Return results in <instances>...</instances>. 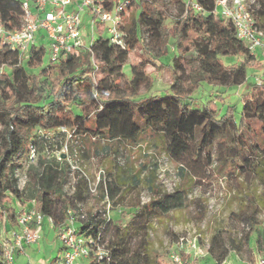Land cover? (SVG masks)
Masks as SVG:
<instances>
[{"label":"trees","instance_id":"trees-1","mask_svg":"<svg viewBox=\"0 0 264 264\" xmlns=\"http://www.w3.org/2000/svg\"><path fill=\"white\" fill-rule=\"evenodd\" d=\"M118 1L128 2L123 20L125 10L134 7L133 25L122 27L126 47L120 49L98 37L91 49L95 58H103L95 65L86 49L49 64L44 46L22 55L3 46L0 39V219L5 229L15 225V205L23 206L29 198L37 211L59 223L68 207L85 206L91 197L101 204L106 197L111 212L124 210L109 220L87 213L86 221L77 226L80 235L99 238L111 251L109 264H158L149 255L153 223L187 208L192 183L214 166L228 180L255 184L263 193L245 195V209L231 213L240 230L216 229L207 254L215 264H223L230 252L241 255L253 235L261 252L257 212L264 207V82L246 83L255 57L235 36L232 22L213 13L218 0H170L178 9L173 18L158 0H104L103 6L110 11ZM252 10L254 24L264 30V0H255ZM22 15V0H0V25L6 31L18 29ZM135 50L138 75H131L124 85L115 84L110 74L119 77L118 70ZM220 57L233 62L225 64ZM149 66L153 71L147 73ZM163 70L170 77L167 88L141 95L144 85L153 84L151 75ZM96 75L100 76L94 83ZM244 84L238 117L234 104L218 107L223 96L216 91L200 107L194 102L193 94L203 85ZM144 137L163 144L185 186L168 194L155 184L153 172L142 178L135 171L125 181L105 170L94 196L85 178L75 175L70 197L65 191L71 179L69 165L47 154L64 141L136 143ZM67 147L73 155V145ZM31 148L37 159L26 171L25 186L19 188ZM144 186L150 193L146 202L141 201ZM30 187L32 194L27 196ZM197 207L201 214V205Z\"/></svg>","mask_w":264,"mask_h":264},{"label":"built area","instance_id":"built-area-1","mask_svg":"<svg viewBox=\"0 0 264 264\" xmlns=\"http://www.w3.org/2000/svg\"><path fill=\"white\" fill-rule=\"evenodd\" d=\"M103 2L104 0H22L23 15L20 27L6 31L0 25L2 45L27 55L33 48H38L40 45L45 47L46 43V61L49 64L57 63L62 57L72 55L80 49H86L91 52V59L95 65L97 60L91 46L98 37L120 49L126 47L121 13L128 2L118 1L110 11L105 10ZM254 4L255 0H218L213 13L232 22L235 36L245 44L249 55L255 57L252 65L264 68V30L254 24L252 16ZM194 8L200 11L197 5H194ZM83 15L86 16L85 24ZM85 25L89 29L86 34L83 31ZM258 55L263 63L258 60ZM252 69L255 70L253 67ZM256 83L261 84L262 78L257 77ZM62 132L65 130L62 129ZM69 137L70 135H67V139ZM47 154L57 161L64 160L69 165L71 179L65 189L67 196L71 197L75 192L77 176L87 181L90 196L96 195L98 184L104 176L103 170H99L93 180L90 179L74 163L66 141ZM36 159L37 153L31 148L27 154L26 164ZM26 182V176L19 177V188H23ZM15 208L17 212L15 225L7 229L3 226L0 231L3 264H16L15 257L18 254L24 255L25 247L41 239L43 224L55 231L61 243V255L53 264H85L86 262V264L92 262L109 264L111 260L109 248L99 238L80 235L77 229V226L87 218V213L81 204L68 207L63 214V220L59 223L53 216H44L37 211L34 200L28 201L23 206L16 204ZM110 212V204L105 197L94 213L99 218L109 220ZM207 250L208 242L202 243L201 236L196 231H188L186 235L176 240L170 259L172 264H197L198 259L207 255ZM26 264L32 263L27 259ZM256 264H264V253Z\"/></svg>","mask_w":264,"mask_h":264},{"label":"rangeland","instance_id":"rangeland-1","mask_svg":"<svg viewBox=\"0 0 264 264\" xmlns=\"http://www.w3.org/2000/svg\"><path fill=\"white\" fill-rule=\"evenodd\" d=\"M158 1L165 6L169 18L176 16L178 13L176 3L170 0ZM133 8L132 6L130 9L125 10L123 25L126 27L133 25ZM83 20L85 24V15H83ZM83 31L85 34L89 31L87 25L83 27ZM44 45L46 48L47 44ZM138 57L137 50L131 51L126 64L118 70L119 77L110 74L115 84L124 85L131 78V75H138L134 67ZM213 57H215V54H210V58ZM259 57L258 60L263 63L262 58ZM102 58L101 55L96 56L98 61ZM220 59L225 64L233 62V59L226 57H220ZM45 60H47V53ZM252 67L248 70L246 83H256L257 77H261L264 82V68L259 65H252ZM151 71H153L152 66L146 68L147 73ZM99 76L96 75L93 81L96 82ZM151 78L153 84L144 85L140 92L141 95L159 93L167 88L170 79L169 74L164 70L152 74ZM245 86L246 84L237 88H213L203 85L201 89L193 94L194 102L196 106L200 107L202 103L209 99L212 92L216 91L217 95L221 93L223 96V101L217 103L218 107L224 109L228 104H234L236 117H238L241 109L240 96ZM65 139L68 140L67 137ZM67 144H72L74 147L72 155L74 163L92 180L99 170H110L115 174H119L125 181L133 172L140 171L142 178L153 172L156 176L155 184L165 193H172L176 189L185 186V180L178 177L177 165L168 159L163 144L157 139L144 137L136 143H94L92 140L70 143L68 141ZM35 162L36 160L25 164L19 177H24L27 169L34 166ZM194 181L188 195V207L181 211H174L167 217L155 221L152 225L149 236V255L158 264H172L170 253L173 246L176 240L186 235L188 231H196L201 236L202 243H205V241H209L216 229H223L226 233H234L240 230L231 213L237 212L239 209H245V195L259 196L263 193V189L255 184H249L248 182L237 184L228 180L223 173L219 174L214 166L207 169L203 176L197 177ZM31 194L32 188L30 187L27 196ZM149 196L150 193L144 186L141 189V201H148ZM29 200L30 198L27 202ZM197 204L202 207L201 214ZM99 207L100 203L98 204L94 197H91L85 204L84 211L94 213ZM121 210L124 209L116 208L113 212H110V217L115 219ZM257 219L260 222V232L262 233L259 243L261 252L257 250L256 246L257 235H253L248 248H245L241 255L230 252L224 264H256L258 258L264 253V207L258 209ZM3 226V221L0 219V231ZM24 250L32 264H41L42 261L49 263L53 258L61 255V243L57 239L55 231L43 224L41 239L31 246L25 247ZM198 260L197 264H215L208 254ZM15 262L16 264L20 263L18 256L15 257Z\"/></svg>","mask_w":264,"mask_h":264},{"label":"crops","instance_id":"crops-1","mask_svg":"<svg viewBox=\"0 0 264 264\" xmlns=\"http://www.w3.org/2000/svg\"><path fill=\"white\" fill-rule=\"evenodd\" d=\"M24 255L23 254H18L17 256H18V261L20 262V263H18V264H26L25 263V259L27 258V256H26V251H24ZM28 259V258H27ZM52 261V260H51ZM51 261L49 262V263H46L45 261H42L41 263H44V264H50L51 263ZM225 263V262H224ZM223 263V264H224Z\"/></svg>","mask_w":264,"mask_h":264}]
</instances>
